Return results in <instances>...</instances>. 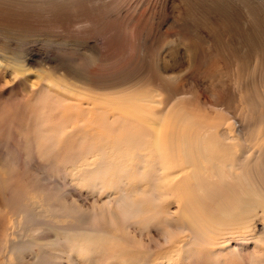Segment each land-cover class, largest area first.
Here are the masks:
<instances>
[{"label": "rangeland", "instance_id": "rangeland-1", "mask_svg": "<svg viewBox=\"0 0 264 264\" xmlns=\"http://www.w3.org/2000/svg\"><path fill=\"white\" fill-rule=\"evenodd\" d=\"M247 1L264 17V5ZM184 2L182 29L198 44L209 35L210 45L194 66L166 71L160 69L163 54L178 44L176 35L163 38L166 24L156 45L137 44L129 32L114 74L94 72L101 33L79 43L58 39V31L49 37L0 28V264H185L187 251L201 255L198 238L186 246L191 234L169 223L197 225L204 205L189 211L177 190L193 183L195 168L204 177L202 166L212 174L241 175L239 149L247 155L249 145L263 147L264 75L218 65L238 38L253 45L252 34L237 27L244 15L240 0ZM51 103L47 119L39 109ZM85 109L116 117L117 129L142 142L133 147L110 138L97 145L106 131L90 117L79 119ZM175 119L188 123L173 131ZM220 134L229 139L224 151ZM183 141L193 145L189 161ZM261 162L251 159V166L256 170ZM208 194L213 221L212 206L233 207L228 198ZM251 218L261 233L263 221Z\"/></svg>", "mask_w": 264, "mask_h": 264}, {"label": "bare ground", "instance_id": "bare-ground-1", "mask_svg": "<svg viewBox=\"0 0 264 264\" xmlns=\"http://www.w3.org/2000/svg\"><path fill=\"white\" fill-rule=\"evenodd\" d=\"M1 1L0 28L3 29L22 31L23 34L33 36L45 34L49 37L58 31L61 33L58 39L79 43H85L89 38L96 37L89 36L90 34L101 33L99 36L103 37L104 44L96 53L99 65L94 68V72L100 74H114L121 69L120 59L124 51V48H121V42L125 40L129 32L137 39V44L145 45L160 43V27L164 24L167 25L163 35L166 41L172 35L177 36L178 44L167 48L166 53L163 54L161 59L163 65L160 66L162 71L194 66L198 62L202 48L210 45L209 35H204L198 44L182 29L179 19L182 12L186 10L184 0H176L170 6H167L163 0L161 4L158 3L161 0ZM240 1L244 15L237 27L252 34L253 45L249 48L241 37L238 38L236 49L231 53L230 58L220 59L218 65L225 63L232 68L231 64H233L236 72L241 68L251 75H258L261 79L264 75V40L262 39L264 17L260 14L262 12L258 13L259 11L257 12L247 0ZM254 1L259 3L260 9L264 5V0ZM153 4L158 5L159 11H154ZM175 10L178 11L173 12ZM173 29H175L174 32ZM237 78L242 77L238 75ZM176 101H180L179 97L175 98L173 104ZM54 104L51 103L39 109L47 119L51 117ZM254 104L260 105L261 102L256 100ZM244 106H248L245 101ZM78 116L81 121L90 117L106 131L98 140L97 145L107 142L110 138L115 139L121 145L133 147L142 142L141 137L117 129L115 127L116 117L106 119L98 113L87 114L86 109ZM108 121L110 122L109 129L107 128ZM187 123V119L183 121L175 119L169 124L170 128L175 131L177 126L180 127ZM239 127H241L240 124ZM234 129L236 130L235 126ZM160 134L158 129L154 130L153 137L157 144L160 141ZM169 135L171 139L176 138V135L171 134L170 131ZM220 137L223 139L222 143L229 140L223 134H220ZM192 147L191 143L183 141L187 161L191 158ZM35 149L41 154H44L46 150L41 145H37ZM222 149L225 150V143L222 144ZM203 151L209 153L210 147L205 146ZM154 152H159L158 146ZM236 157L243 171L241 175L230 177L229 175L212 174L207 167L202 166L201 171L204 177L199 178L198 168H195L192 172L193 183L183 184L177 190L178 194L185 193V206L189 211H195L199 203L205 208L202 213L197 214L198 221H195L197 225L188 221H184L183 225L169 223L171 229L182 227L191 234L186 246H189L194 238L199 240V254L201 255L187 251L183 257L185 264H264V238H262V235L264 237V225L261 233L257 232L251 218L254 216L255 221L262 220L264 224V143L260 149L249 145L247 155L243 149H239ZM251 159L262 161L259 165H254L258 166L256 170L251 166ZM205 160L210 161L212 158L206 157ZM179 178L181 177H176V179ZM250 184L258 189H252ZM208 193L219 194L221 200L228 198L233 207L227 208L223 204L212 206L215 210L214 214L217 215L216 220L213 221V214L207 208ZM253 203L260 204L252 206ZM210 233H213L211 238ZM211 255H216V260L213 262L209 261Z\"/></svg>", "mask_w": 264, "mask_h": 264}]
</instances>
